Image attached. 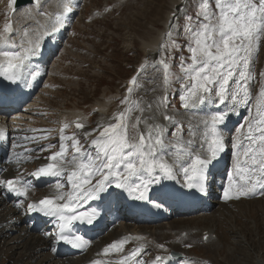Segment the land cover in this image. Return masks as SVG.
Masks as SVG:
<instances>
[{
	"label": "snow or ice",
	"instance_id": "obj_1",
	"mask_svg": "<svg viewBox=\"0 0 264 264\" xmlns=\"http://www.w3.org/2000/svg\"><path fill=\"white\" fill-rule=\"evenodd\" d=\"M14 4L15 0H9L10 7ZM34 5L39 15L50 19L51 31L47 30V25H40L45 29L43 32L37 31L32 36L26 28L21 34L11 22L5 23L0 30V76L13 83L22 78V69L30 58L41 54L42 40L63 27L70 11L64 5L63 12L52 18L50 13L40 11L42 0H34ZM25 11L30 13L31 9ZM178 19L173 13L170 31L165 33L158 49L160 59L154 65L162 74L164 94L156 97L154 102H145L143 97L134 98L135 91L143 87L138 83L139 77L134 76L121 100L123 108L106 124L84 134L86 139L95 134L88 148L80 143L76 133L65 135L70 126L65 123L60 129L59 150L47 157L48 163L31 174L37 179L56 178L55 194L28 203L27 209L57 218V242H67L78 249L89 243L82 235L71 234L73 222L92 224L98 218L97 208L81 211L80 205L110 196L112 186L127 190L134 199L148 200L147 192L152 184L159 183L161 178L176 179L182 174L186 187H198L205 192L207 169L225 147L219 126L226 122L230 112L220 109L202 119L199 125L189 123V138L185 140L183 123L167 114L168 92L175 81L181 82L179 99L186 110L217 100L225 108L230 103L232 112L241 106L246 109L248 115L236 129L233 139V172L227 178L223 199L228 201L257 193L264 196V72L260 74L257 94L254 96L251 91V84L255 81L254 58L258 55L260 40L264 38V0H197L195 17L186 16L184 25L189 55H181L179 74H176L169 61L171 53L180 47L173 37ZM14 36H19V40ZM147 67L142 65L139 72H145ZM29 75L35 79L40 72ZM151 91L155 92L156 88ZM146 111L153 114L145 116ZM157 113L168 123L175 124L172 141L166 142L168 129L158 122ZM201 125L202 131L199 130ZM75 127L83 129L85 125L76 122ZM3 135L0 130V136ZM25 139L39 141L47 137ZM54 147L48 144L40 151ZM169 150L170 160L161 155ZM145 176L146 179H141ZM0 185L17 197H26L30 187L20 176L0 180ZM65 185L70 189L67 192L64 191ZM152 203L159 206L155 201ZM125 242L123 239L114 241L103 252H121ZM186 246L191 247L190 244ZM158 247L166 248L163 243ZM142 250V246L134 249L122 257L120 264H127ZM166 259L157 255L153 264H165ZM92 264H102V261H93Z\"/></svg>",
	"mask_w": 264,
	"mask_h": 264
},
{
	"label": "rangeland",
	"instance_id": "obj_2",
	"mask_svg": "<svg viewBox=\"0 0 264 264\" xmlns=\"http://www.w3.org/2000/svg\"><path fill=\"white\" fill-rule=\"evenodd\" d=\"M173 1L177 0H81L76 9V14L69 28H67L63 49L54 58L57 61H55L56 65L53 66V74L48 75L46 81L43 84L40 83L42 86L39 85L38 92L34 93L40 95L34 97V102H32V107L35 106V109H38V116L32 121L33 124H30L36 127L33 130L45 131H34L33 136H46L47 139L39 140L41 143L44 142V147L40 146L36 152L31 146L34 140L27 145V150L24 152L25 155L27 154L25 163L17 170L20 175L28 177L36 169L39 160H44L48 152L57 149L56 130L63 107L65 110L62 113L68 109H74L68 107L86 109V112L91 116V122L94 123L96 115L91 110L96 100L103 101L108 95L117 94L119 98H115L110 110L113 111L117 107L123 106L121 100L124 97V83L134 71L135 65L145 58L142 46L144 47L146 42L159 37L167 13L172 9ZM8 8H10L9 0H0V30L7 22H11L13 28L18 32L21 31L20 33H23L26 28L32 29L39 25L35 20L34 24L28 27L22 21V16L32 14L33 11L21 13L22 18L18 16V21L15 20V23L14 17L11 19L12 12L10 14L6 10ZM196 11L197 0H190L187 8L180 13L177 27L173 30V37L180 45L170 56L169 62L173 73L179 74L181 55L185 57L189 55L186 48L188 41L185 36L184 25L186 16L195 17ZM19 18L21 19L19 20ZM19 22L21 23L19 24ZM33 32L30 35L34 36L36 31ZM255 61L258 62V65L253 67V71L255 79L256 77L259 78L255 88H259L261 84L260 74L264 72V38L260 41ZM151 66L154 67V64ZM153 67L149 69L148 73L140 74L138 83L146 84L160 75L157 68ZM156 79L159 80L158 77ZM180 83V81H175L169 89V92L172 90L170 103L172 107L176 106L177 111L183 107L179 99ZM136 91L138 92V90ZM76 135L80 143L88 148L91 138L86 139L84 135ZM48 144H53L55 147L40 151ZM254 201H251L250 204L237 202L228 205L237 214L232 220L217 222L216 234L221 236L225 244L215 259H211L212 254L205 252L200 247L199 235L196 237V241H193L194 248L191 246L189 250L195 256L198 255L200 264L202 262L204 264H242L244 262L257 264L258 258H264V198L261 202ZM258 202L262 205L261 207ZM21 207L20 210L23 212L22 203ZM227 212L225 215H228ZM4 213V211L0 212V219L3 218ZM38 232L43 231L40 229ZM16 234V232L12 233L7 239ZM36 234L38 233L36 232ZM241 236H244L245 240H242ZM3 243L4 241L2 244L0 243V264H19L18 261H24L26 264H37L41 259V256L35 252L34 245L30 242L24 243L25 247L17 249L16 252L13 249H8Z\"/></svg>",
	"mask_w": 264,
	"mask_h": 264
},
{
	"label": "bare ground",
	"instance_id": "obj_3",
	"mask_svg": "<svg viewBox=\"0 0 264 264\" xmlns=\"http://www.w3.org/2000/svg\"><path fill=\"white\" fill-rule=\"evenodd\" d=\"M42 1L43 2L40 11H46L50 13L52 18H54L57 13L63 12L64 5H70L71 11L73 13L70 20L68 21L65 20L63 25L65 30L58 35V39L57 36L55 35L52 36L53 45H49L46 49L42 50L40 55L31 57L30 61H32L33 64L28 63V65H26V67L22 69L25 75L33 68L43 71V81H44L45 80L44 78H46L47 75L53 74L54 71L53 66L54 64L56 65L55 61H57L54 58H56L57 54H59V52L62 51L63 49L66 38L65 31L68 27V24L71 22V20H73L77 12L76 9L79 6L81 0H73V1L42 0ZM177 1L172 2V7ZM26 9H31V12L33 11V13L22 16L23 17L22 18L20 14L27 13L25 11ZM172 11L173 9L167 13L166 20L164 22L165 26L168 21V15ZM18 16L22 18L23 23H26L28 27L34 24L35 20L38 22L39 25L37 24L38 25L37 27L34 28L30 27L32 29H28L30 33L33 31L37 32L39 30L40 32H43L45 29L43 27H40V25L51 26V23L46 20V17L38 14L34 3L20 7L18 10H13L11 19L12 17H14L15 18V19L13 18L14 22L15 20L17 22ZM21 18H19V20ZM20 23L21 22H19V24ZM47 30L49 31V28H47ZM162 31H164V29ZM162 31H160V35L158 38H156L155 40H150L144 44L145 46L144 51L149 53L148 57L151 63L148 65L146 71L141 73L143 75L148 73L149 69L153 67L151 66V64L155 65V63L160 59V53L158 49L165 39V37L161 34ZM14 39L19 40V36L18 37L14 36ZM256 65H258V62H256L254 58L253 67H255ZM157 77L159 78V80L156 79ZM157 77L151 80V82L148 81L146 84H143L144 86L138 89V92L135 91L134 98L143 97L145 102H154L156 97L164 94L161 84L162 74L160 73V75ZM256 83H258L257 79H255V81L251 84V91L254 96L257 94L259 89V88H255ZM41 84L39 83V85ZM153 87L156 88L155 92L151 91ZM19 93L21 92H18L17 94ZM36 96L38 97L40 95L34 94L31 97V99H29L26 103H24L20 108L0 110V123H1L0 130H2L3 132L9 131L10 133L9 136L7 137L8 142L0 146V180H6L7 178L13 176L15 177L20 176V174H18V172L16 171L19 170L20 166L22 167V165H24L27 156V154L25 155L24 152L27 150V145L32 142L31 139H25L24 137L33 136L34 134L33 129L36 128L34 125H32L33 124L32 121L37 118L38 109L36 110L35 106L32 107L33 103H31L34 102L35 99L34 97ZM115 98L117 97L108 96L105 97L104 98L105 100L100 102V104H97L101 109L99 113H97L98 120L101 118H106L105 113L107 114V111L110 109ZM217 102L218 100L215 102H207L206 104L198 105L196 108L191 110H186L182 108L179 111H175V110L170 111V114L173 115L176 118V120L181 121L183 123L184 125L183 136L185 140L189 138L188 136L189 123H192L194 126L199 125L202 119L208 117L209 115L215 113L220 109L229 111L230 105H228L227 108L223 106L222 108L219 109L215 107V104ZM95 105L96 103L92 106L94 107ZM103 105L106 106L105 111ZM117 109L118 108H116V111ZM85 113H87L86 109H75V108L71 110L68 109L61 116L62 122L59 125H64L65 122L66 121L68 122L70 120L69 118H71L74 115H80L83 121H85L86 119L84 115ZM168 113L169 112L167 111V114ZM152 114L153 113L148 111L144 113L145 116H149ZM135 115H139V113H135ZM247 115L248 112H246V114L244 115L243 122L245 120V117H247ZM157 116H158V122L163 123L168 129L166 133V142L172 141L173 140L172 132L175 130V124L168 123L163 119V117H159L158 113ZM239 126L240 124L236 126L232 136L229 133L230 131H226L225 133L227 139L229 140L230 146H232L233 144V139L236 135V129ZM141 127L143 126L141 125ZM86 129L89 132L93 130V126L91 125L90 120L88 127H85L83 130L86 131ZM199 130L200 131L203 130L202 125L200 126ZM55 140L59 143V139H55ZM43 144L44 142L41 143L40 141H34L31 146L33 147V150L36 152L40 146L44 147ZM58 150L59 149L55 151ZM53 152H51L50 154H52ZM166 152H169V154H167L165 157L166 158L168 157L170 159L171 150ZM4 153H6V155H4ZM47 157L48 156L46 155L44 160H39L37 162V166L39 164L48 162ZM233 157H234V151L232 154V162H227L222 169L217 171V173H214V175H212L211 177L210 186L212 189V195L210 198L211 199L210 205H201L199 207L190 208L188 209L189 212H184L183 210H179L173 206H170V213L167 216L168 218L163 221L154 223L152 220L144 219L143 217L136 216L132 213L126 212L123 206V202L120 199H118V197H116L115 194H113L110 200L105 204V208L108 211L110 218L107 225L102 230H98L94 233L89 234L90 239L92 240L93 243L92 248L80 255H70L66 252L59 254L57 252V245L55 244L54 231L48 230V228H50L52 224L49 221L36 222L34 218L27 213L26 205L28 203L36 202L38 198H40L42 195H46L47 193H49L48 195L51 196L55 194L54 185L56 178H51L47 180L42 178L37 179L34 178L32 175H29L28 177L20 176L22 180L27 181L30 184V187L28 189V194L24 198L10 199L7 195L5 187L3 185H0V212L1 211L5 212L3 218L0 219V243L2 244V242L4 241L3 243L4 246H6L8 249H13V251L16 252L17 249L21 247L22 248L25 247V245H23L24 243L30 242L31 244L34 245L35 252L38 253L39 256H41V259L37 262V264H83L85 261L91 259L92 257H96V259L102 261V264H120V260L122 259V257L128 256L134 249L141 246L143 247V250L139 253L138 256L133 257L132 260L128 261L127 264H153V261L157 255H163L165 257H168L172 254V252L181 253L180 260L174 262V264H200L198 262L199 258L195 256L194 253L189 250V248H185V247L186 244L188 243L194 248L195 244L193 241H196V237L198 235H199V240L201 241L206 233H210V239H208L206 242H203L202 240L203 243H199V244L200 247L205 250V252L212 254L211 259H215L216 255L219 254V252L222 249V246L225 244L222 241L220 235H218L215 239L214 237H211L212 234L217 232L215 230L218 224L217 222L219 221L222 223L225 221H229V219L232 220V218H234L237 214V212L230 209L228 205L230 203H237V202H242L243 204H250V202L254 200H255L254 202L256 201L261 202V200H263L264 198V196H262L259 198L251 199L250 201H243L246 200L243 198L237 201L233 198L228 202H225L222 199L224 193V187L228 183L227 178L229 174L233 172V165H232ZM69 190H70L69 186L65 185L64 191L67 192ZM19 201H25L24 204L25 210L23 212H21L20 210L18 204ZM261 206L262 205L260 204V207ZM226 212L228 213V215H225ZM181 215L182 216L185 215V216L180 217ZM202 220L204 221L202 222ZM40 229H42L43 232L41 233L38 232V230ZM128 231H131L136 235H134L132 238H128L126 236ZM14 232H16L17 234L12 238L7 239ZM36 232L38 234H36ZM243 237L244 236H241L240 238ZM122 239L126 241L123 246V251L121 252L110 251L108 254H105L103 252L105 246H107L110 242L113 243L114 241H119ZM242 240H245V238H243ZM161 243L165 244L166 246L165 249H160L158 247V245ZM196 246L198 248V244ZM53 248H55L56 250L53 251ZM28 257L30 256L28 255ZM256 261L257 264H264V258H258ZM18 262L19 264H26L24 261H18ZM242 264H247V263L244 262Z\"/></svg>",
	"mask_w": 264,
	"mask_h": 264
},
{
	"label": "water",
	"instance_id": "obj_4",
	"mask_svg": "<svg viewBox=\"0 0 264 264\" xmlns=\"http://www.w3.org/2000/svg\"><path fill=\"white\" fill-rule=\"evenodd\" d=\"M31 0H17L16 1V6H19V5H21V4H25V3H27V2H30Z\"/></svg>",
	"mask_w": 264,
	"mask_h": 264
}]
</instances>
